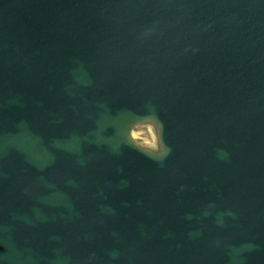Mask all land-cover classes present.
<instances>
[{
	"label": "water",
	"instance_id": "water-1",
	"mask_svg": "<svg viewBox=\"0 0 264 264\" xmlns=\"http://www.w3.org/2000/svg\"><path fill=\"white\" fill-rule=\"evenodd\" d=\"M0 264H264V0H0Z\"/></svg>",
	"mask_w": 264,
	"mask_h": 264
},
{
	"label": "rangeland",
	"instance_id": "rangeland-1",
	"mask_svg": "<svg viewBox=\"0 0 264 264\" xmlns=\"http://www.w3.org/2000/svg\"><path fill=\"white\" fill-rule=\"evenodd\" d=\"M132 138L143 147H151L150 144L153 140V133L148 125L141 124L133 129Z\"/></svg>",
	"mask_w": 264,
	"mask_h": 264
},
{
	"label": "bare ground",
	"instance_id": "bare-ground-1",
	"mask_svg": "<svg viewBox=\"0 0 264 264\" xmlns=\"http://www.w3.org/2000/svg\"><path fill=\"white\" fill-rule=\"evenodd\" d=\"M143 125H148L149 126V128L152 130V133H153V139H155V142H156V147L155 148L152 147V144H150L151 147L148 146L146 148H148V149H150L152 151H155V152H160L161 151V145H160V141H159V129H158V127L155 124L150 123V122L144 123Z\"/></svg>",
	"mask_w": 264,
	"mask_h": 264
},
{
	"label": "clouds",
	"instance_id": "clouds-1",
	"mask_svg": "<svg viewBox=\"0 0 264 264\" xmlns=\"http://www.w3.org/2000/svg\"><path fill=\"white\" fill-rule=\"evenodd\" d=\"M151 144H152V147H153V148H155V147H156V142H155V139H153V140L151 141Z\"/></svg>",
	"mask_w": 264,
	"mask_h": 264
}]
</instances>
